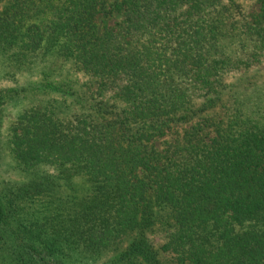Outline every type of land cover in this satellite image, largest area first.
<instances>
[{"label": "trees", "instance_id": "trees-1", "mask_svg": "<svg viewBox=\"0 0 264 264\" xmlns=\"http://www.w3.org/2000/svg\"><path fill=\"white\" fill-rule=\"evenodd\" d=\"M240 1L0 0V59L88 80L43 81L78 112L10 129L0 264H264V117L226 107L264 59V0ZM24 91L0 89V122Z\"/></svg>", "mask_w": 264, "mask_h": 264}, {"label": "rangeland", "instance_id": "rangeland-1", "mask_svg": "<svg viewBox=\"0 0 264 264\" xmlns=\"http://www.w3.org/2000/svg\"><path fill=\"white\" fill-rule=\"evenodd\" d=\"M240 2L248 14L256 13L259 9L257 0ZM114 21H119V18L116 17ZM99 26L101 27L102 24L99 23ZM261 62L249 68L247 72L246 70L234 72L227 77L226 107L235 105L234 98H236L238 103L255 117L260 119L264 117V59ZM244 79L247 81L244 82ZM45 80L47 83H70L75 89L88 81L81 73L74 71L70 64L62 62L54 55L43 57L37 54L31 58L28 70L20 72L0 59V89H25L3 107L0 122V184L21 180L15 171V164L10 154L9 138L11 127L24 110L31 107L47 108L60 117H69L78 112L72 96L42 87V82Z\"/></svg>", "mask_w": 264, "mask_h": 264}]
</instances>
